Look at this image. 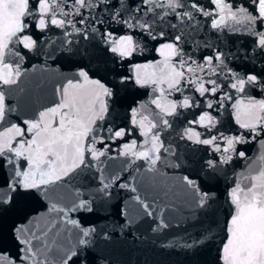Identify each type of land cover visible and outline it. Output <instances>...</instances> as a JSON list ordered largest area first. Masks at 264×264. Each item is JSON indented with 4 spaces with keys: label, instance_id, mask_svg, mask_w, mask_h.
I'll use <instances>...</instances> for the list:
<instances>
[{
    "label": "snow or ice",
    "instance_id": "snow-or-ice-1",
    "mask_svg": "<svg viewBox=\"0 0 264 264\" xmlns=\"http://www.w3.org/2000/svg\"><path fill=\"white\" fill-rule=\"evenodd\" d=\"M105 13L109 21L128 30L139 29L152 40L165 39L156 49L163 60L133 64L129 74H124L92 57L86 47L81 48L80 40L98 36L106 46L104 51L122 61L141 48L132 31L123 35L101 31L106 26ZM168 16L177 21L168 24L173 29L177 24L198 23L197 17H202L215 32H242L253 38L252 52L264 54V0H0V220L14 208L46 202L40 205L44 212L25 215L7 234L0 227V264H103L93 244L97 228L88 222L102 205L91 197L82 198L78 190L70 203L62 204L63 198L53 195L55 189L79 171L95 168L101 172L102 187L98 191L110 197L108 189L117 184L120 175L105 177L100 168L102 157L114 158L108 155L112 151L109 142L124 141L118 155L131 157V163L143 161L146 172H159L161 164L179 169L182 161L162 133L172 128L170 118L180 115L182 109L201 107L199 100L184 94L185 89L204 97V107L213 111L224 108L236 93L247 95L255 88L264 92V71L241 74L229 66L228 53L208 44L205 47L211 54L197 59L181 49L182 34L166 38L164 31L157 32V23ZM53 30H59L62 36L58 46L45 54L54 63L57 57L62 61L55 70L59 82L54 99L29 118L18 115L10 120L17 109L11 106L9 93L26 74L22 63L29 53L42 51V43L55 45L54 41L41 40ZM61 67L67 71H61ZM150 68L155 71H144ZM221 73L227 84L216 78ZM129 82L140 87L151 85L153 93H159L150 101L158 111L150 117L144 114L146 104L129 106V125L121 127L109 117L116 110L121 86ZM225 87L229 91H224ZM173 94L182 98L170 99ZM232 109L242 131L226 135L216 128L217 116L202 111L178 133V139L207 146L213 154L203 163V176L197 172L179 177L193 210V226L202 229L187 240L182 237L180 247L196 249L212 238L217 221L209 212L217 199L212 189L218 183L219 171L234 157L247 159L237 145L264 135V98L249 96L246 103L243 98L237 99ZM134 134L142 141L138 143ZM260 144L264 146V139ZM258 160L261 166L254 173L249 166L248 174H240L241 178L225 192L230 210L224 223L226 239L218 248L219 264H264V153ZM135 181L132 177L118 187L136 193L132 200L143 216L158 221L152 231L169 229L163 209L157 212L155 203L142 199ZM200 210H204L203 219L197 215ZM73 213L79 215L73 218ZM118 214L126 218L121 228L133 223L126 209ZM174 243L169 241L167 246Z\"/></svg>",
    "mask_w": 264,
    "mask_h": 264
},
{
    "label": "water",
    "instance_id": "water-1",
    "mask_svg": "<svg viewBox=\"0 0 264 264\" xmlns=\"http://www.w3.org/2000/svg\"><path fill=\"white\" fill-rule=\"evenodd\" d=\"M104 17L106 26L102 27L101 31H113L115 35H123L132 31L141 48L132 58L122 61L111 52L104 51L106 46L100 42L98 36L88 41L80 40L81 48L86 47L92 57H99L106 61L108 67L114 69L115 72L124 74H129L128 70L133 64H155L157 61L163 60L156 49L166 42L165 39L152 40L146 34H142L139 29L128 30L123 25L109 21L107 13L104 14ZM197 21L198 23L194 21L177 24V28L173 29L168 27V24H176L177 21L172 16H168L164 21L157 23L155 30L157 32L164 31L166 38L182 34V39L179 42L181 49L188 54H194L197 59L202 55L211 54V50L205 47L208 44L228 53L229 66L241 74L264 71V54L259 51L252 52V37L242 32H215L210 29L202 17H197ZM107 24H111V27L107 28ZM60 39L62 36L59 30L48 32L41 37V40L54 41L55 45L42 43L40 45L42 51L29 53L23 61L22 70L26 74L20 78L19 84L13 86L9 93L10 104L17 109L10 114V120H14L18 115L29 118L33 112L49 106L53 101L54 88L59 82V75L55 70L62 64V61L57 57V62L54 63L45 54L51 52L54 46H58ZM9 59L14 58L10 57ZM92 66H96L95 60L92 61ZM61 71H67V69L61 67ZM144 71L151 73L155 69L150 68ZM223 76L224 73H221L216 78L222 84H227L228 81L224 80ZM224 91H229V89L225 87ZM184 94L199 100L201 107L182 109L180 115L170 118L172 128L162 133V138L165 139L166 143L172 142L177 156L182 161L179 169H171L161 164L158 166L159 172H146L145 167L142 166L144 165L143 161L131 163V157L118 155L124 141L109 142L112 151L108 155L114 158L102 157L104 162L100 168L103 169L105 177L111 174L120 175L117 184L108 189L111 193L110 197H105L103 193L98 191L102 187L101 172L95 168L79 171L78 174L66 178L63 187L55 189L53 195L62 197V204L70 203L74 199L73 192L78 190L83 194L82 198L91 197L97 204L102 205L101 210L89 217L88 222L97 228L93 236V244L103 264H219L218 248L221 242L226 239L224 223L228 219L230 210L225 201V192L233 185L235 179L241 178L240 174H248L249 166H251L253 173L261 166L258 158L264 153V146L260 144L264 135L255 141L237 145L238 150L246 153L247 159L234 157L230 164L222 166L219 171L218 183H215L212 189L217 196L209 212V216L217 221L213 225L212 238L205 239L204 243L197 246L196 249H187L179 246L182 242L181 238L187 240L189 235H195L202 229L199 226H193V210L189 207L188 198L179 177L197 172L203 176L201 171L203 163L212 158L213 154L207 149V146L178 139V133L187 126V121L198 118L202 111H212V114L217 116L219 123L216 128L220 132L231 135L242 131L235 123L232 104L241 98L246 103L249 96L259 100L264 98V92L255 88L250 89L247 95L236 93L234 100L226 102L224 108L215 111L205 108V98L199 97V94L191 89H185ZM158 95V92L153 93L151 85L140 87L129 82L127 86H121L116 110L109 117V120H114L115 124L121 127L128 126L130 120L129 106L136 107L141 103L147 105L144 114L151 117L158 109L150 101ZM181 98L180 94H173L170 97V99ZM197 130L204 131L200 128ZM213 133H215V129ZM134 138L137 139L138 143L142 141V138L136 134H134ZM127 139L129 138L126 137L125 140ZM132 177H136L134 183L141 198L146 199L149 203H155L158 206L157 212L161 208L163 209V218L171 225L169 229L163 232L152 231L158 221L143 216L139 206L132 200V196L136 193L118 187L119 183L130 181ZM42 203L46 202H31L26 206L10 210L0 220V227L7 234L11 226L14 223H20L25 215L44 212L45 208L40 206ZM120 209L128 211V218L133 220L131 225L120 227L126 219L118 214ZM203 213L204 210H200L197 215L203 219ZM70 215L76 218L79 214ZM105 234L108 236L107 239L104 238ZM169 241H175L174 245L167 246Z\"/></svg>",
    "mask_w": 264,
    "mask_h": 264
}]
</instances>
